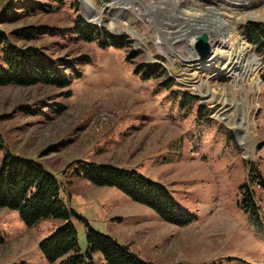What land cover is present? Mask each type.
Listing matches in <instances>:
<instances>
[{
    "label": "rangeland",
    "instance_id": "rangeland-1",
    "mask_svg": "<svg viewBox=\"0 0 264 264\" xmlns=\"http://www.w3.org/2000/svg\"><path fill=\"white\" fill-rule=\"evenodd\" d=\"M20 1L0 0V31L10 43L73 59L80 77L65 88L0 86V162L10 153L54 174L66 206L83 217L69 219L81 253L88 222L156 264H264V82L259 56L246 40L247 24L264 28V0ZM34 3L43 7L31 8ZM209 9L220 12L230 35L213 45L202 31L211 46L200 57L192 42L188 46L200 32L185 46L174 37L187 21L181 10L198 18ZM76 17L125 45L79 38ZM25 26L36 28L33 40L15 35ZM240 42L258 61L245 78L226 71L227 59H213L234 55ZM78 58L88 62L77 64ZM154 64L166 74L143 78L142 70ZM229 100L244 130L219 116ZM74 160L136 171L163 186L177 212L192 221L168 222L116 187L65 173ZM64 223L46 218L28 226L17 211L0 207V264H58L44 257L40 242ZM92 261L105 263L99 252Z\"/></svg>",
    "mask_w": 264,
    "mask_h": 264
},
{
    "label": "trees",
    "instance_id": "trees-1",
    "mask_svg": "<svg viewBox=\"0 0 264 264\" xmlns=\"http://www.w3.org/2000/svg\"><path fill=\"white\" fill-rule=\"evenodd\" d=\"M21 7L26 8L27 5ZM30 7L42 8L43 5L34 3ZM10 11L11 8L8 12ZM35 29L33 26H25L17 29L15 35L24 40H33L37 35ZM246 32V40L255 47L256 55L261 61V78L264 82V28L249 23ZM74 33L85 41H96L101 46L119 48L125 45L120 36L112 35L106 29L85 22L80 17L74 20ZM0 44V86L42 83L65 88L80 77V71L74 67L73 59L53 58L35 46L10 43L3 31H0ZM87 62L78 58L77 64ZM141 74L143 78H152L160 77L166 74V71L159 64H154L146 66ZM169 84L170 81L166 86ZM65 173L82 176L97 186L116 187L131 200L152 208L168 222L186 225L192 221L193 216L190 214L177 212V207L163 186L147 181L136 171L117 168L110 164L98 165L74 160L67 166ZM244 188L245 195L250 196L247 184ZM60 189V183L54 174L37 160L13 156L10 153L3 155L0 162V207L17 211L20 219L28 226L46 218L65 221L53 234L40 242V249L48 261L58 264H95L92 261V254L99 252L104 264H156L141 259L129 251L126 245L91 227L88 222H86L87 250L82 254L76 228L69 219L72 215L79 219L83 217L66 206L61 198ZM253 204L250 202V206L254 208ZM247 207L246 204L243 209L246 210Z\"/></svg>",
    "mask_w": 264,
    "mask_h": 264
},
{
    "label": "bare ground",
    "instance_id": "bare-ground-1",
    "mask_svg": "<svg viewBox=\"0 0 264 264\" xmlns=\"http://www.w3.org/2000/svg\"><path fill=\"white\" fill-rule=\"evenodd\" d=\"M87 10L88 7H86V11ZM185 12V10L180 11V17H182L184 21L185 19H187V21H185L186 23H184L183 26H181L176 32L174 37L175 44L182 43L185 46L189 35L200 32L194 36H191L188 40V46L193 47L192 43L194 44L195 36L206 34L205 32H208L213 45H215L218 41H220V44L223 45L225 36L230 33V27L228 26V24H225L226 21L221 17L220 12H217L216 9H209L208 14L204 16L200 14L198 18H189L188 16L187 18H185ZM188 52L193 58H197L195 52H192L189 49ZM213 59L215 60V63L218 60L227 59L228 63L226 64V71L229 72L232 76H239L240 74L242 78H245L250 74V72L254 71V66L258 63L257 59L250 51L247 44L244 42H240L235 47L234 55H224V53L217 55V53H215ZM236 109L237 104L234 103L233 100H229L219 112V116L222 119L230 122L237 121L236 123H234V127L236 129L244 130L243 128H245V125H243L239 121L240 117L238 114H236Z\"/></svg>",
    "mask_w": 264,
    "mask_h": 264
},
{
    "label": "water",
    "instance_id": "water-1",
    "mask_svg": "<svg viewBox=\"0 0 264 264\" xmlns=\"http://www.w3.org/2000/svg\"><path fill=\"white\" fill-rule=\"evenodd\" d=\"M195 39L194 48L198 56L203 57L207 55L211 46L208 41V36L206 34L197 35L195 36Z\"/></svg>",
    "mask_w": 264,
    "mask_h": 264
}]
</instances>
